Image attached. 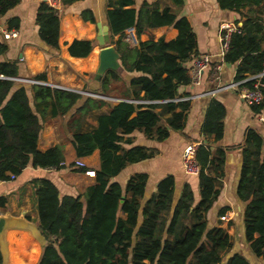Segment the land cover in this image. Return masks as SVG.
I'll list each match as a JSON object with an SVG mask.
<instances>
[{
	"label": "trees",
	"instance_id": "trees-1",
	"mask_svg": "<svg viewBox=\"0 0 264 264\" xmlns=\"http://www.w3.org/2000/svg\"><path fill=\"white\" fill-rule=\"evenodd\" d=\"M77 1L80 0H60L58 9L38 3V37L48 48L59 49L60 10ZM18 2L0 0V18ZM216 2L219 8L236 12L240 21L237 31L229 36L223 61L236 64L234 81H240V86L263 84L259 90L264 96V0ZM107 4L111 37L117 36L111 43L119 53L120 65L126 72L139 74L136 80H126L119 72L108 70L96 88L84 85L82 90L114 100L48 85L46 71L21 77L19 61L5 58L8 44L3 35L0 41V181L12 180L11 175L15 178L27 165L69 167L78 173L94 171L90 182L77 195H60L47 178L29 181L36 201L37 226L45 240L35 264H251L239 252L228 255L234 241L226 227L207 225V211L222 186L227 147L212 146L208 141L197 145V201L188 183L175 197L172 174L161 177L148 196V175L144 172L132 173L123 185L112 180L127 164L154 155L148 147L125 146L132 143L133 131L163 141L170 131L184 130L191 101L179 89L191 83L190 63L198 56V50L190 22L178 14L183 0L144 1L137 9L133 0H107ZM79 15L83 21L94 22L90 9L81 10ZM19 22L17 16L9 17L7 29L17 30ZM161 26L174 27L177 35L170 40L139 39L143 28ZM128 27L135 30V45L125 39L124 30ZM92 47V40L73 39L67 44V51L71 56L85 57ZM262 108L261 104L250 106L254 113ZM225 113L224 105L211 98L200 134L213 142L220 140ZM68 114L65 127L71 135L73 159L66 162L61 145L40 150L37 140L42 123ZM90 117L95 120L92 126L87 121ZM238 147L242 161L236 195L244 202L243 236L250 251L264 263L261 134L247 127ZM94 153L98 164L91 167L87 159ZM77 160L83 165H77ZM4 200L0 199V205ZM225 210L222 208L220 215ZM31 254L33 259L26 263L20 260V264H32L37 250L33 248Z\"/></svg>",
	"mask_w": 264,
	"mask_h": 264
},
{
	"label": "crops",
	"instance_id": "crops-1",
	"mask_svg": "<svg viewBox=\"0 0 264 264\" xmlns=\"http://www.w3.org/2000/svg\"><path fill=\"white\" fill-rule=\"evenodd\" d=\"M144 1L154 0H133V7L137 9ZM38 3L37 0H19L15 7L0 18V41L2 40V30L7 29L6 20L11 16H17L20 21L16 36L6 39L8 51L5 58L19 61L21 77L46 71L47 81L45 83L77 92H81L88 82L89 74L93 73L90 86L96 88L97 81L94 80V73L101 47L97 36L108 34L109 42L106 45L113 46L115 45L111 41L114 42L117 38V36L111 37L106 15L109 9L107 0H80L60 10L58 50L48 48L38 37V26L35 22ZM160 3L162 4V2ZM83 9H90L93 12L94 22L83 21L80 18L79 13ZM178 14L185 16L192 26L196 36L198 55L208 54L210 56V64L201 73L199 82L196 84L191 82L188 86L179 89L180 92L186 94L184 98L191 101L185 128L182 132L170 131L169 136L163 141L151 140L141 132L133 131L131 133L132 143L125 146L127 148L132 146L148 147L154 150V155L149 159L127 164L112 180L123 185L132 173L144 172L148 175L146 183V196H148L155 189L156 183L161 177L172 174L175 197L179 195L182 185L188 183L194 199L197 201V175L186 174L181 167L183 146L189 142L198 145L208 141L212 146L227 147L222 186L216 200L207 211V225L211 227L221 224L227 228V232L231 235H233L234 228H237L243 236L242 210L244 202L240 201L236 195L242 161V150L238 145L244 139L245 129L252 127L261 134L264 150V124L257 119V113L250 109V105L240 98L238 90L229 87V84L234 81L236 64H228L223 61L220 47L221 26L226 23L239 25L240 21H237L239 15L234 11L219 8L216 0H183ZM176 35L177 30L174 27L161 26L151 29L143 28L139 39L145 41L163 37L165 40H170ZM73 39L92 40L93 47L90 53L85 57L71 56L67 51V44ZM138 74L125 71V74L121 76L126 80L130 77H134L136 80ZM210 91H214V93H210ZM107 98L113 99L112 97ZM211 98L219 100L226 110L223 119V135L216 142H213L212 138H204L200 134L206 107ZM68 117L69 114L42 123L37 140V147L40 150H45L56 144L61 145L66 162L73 159L71 135L65 127ZM87 121L90 126L95 123L93 117ZM87 161L91 167H96L98 164L97 154H92ZM36 177L51 180L60 195H77L85 189L91 180L90 176L85 173L71 171L69 167L53 169L34 168L27 165L14 179L0 181V199L5 198L4 204L0 205V214L9 212L14 216H23L37 225L36 201L29 184V181ZM222 208H226L222 213V215H228L226 221L219 219L221 216L219 211ZM230 222L231 225H229ZM6 238L8 264L28 262L33 248L37 250L36 259L32 263L35 264L40 256V245L42 246V244L28 231L10 229L7 231Z\"/></svg>",
	"mask_w": 264,
	"mask_h": 264
},
{
	"label": "built area",
	"instance_id": "built-area-1",
	"mask_svg": "<svg viewBox=\"0 0 264 264\" xmlns=\"http://www.w3.org/2000/svg\"><path fill=\"white\" fill-rule=\"evenodd\" d=\"M38 2H44L48 6L58 9L60 7V0H37ZM237 31V26L234 24H222L221 26V33H220V47L222 54L227 50L228 48V40L231 32ZM17 32L16 30H8L4 29L2 30V35L5 39H10L14 36H16ZM125 39L130 42L131 45L136 44V36H135V30L133 27H128L124 30ZM210 64V56L208 54H202L196 56L190 65L189 73L191 75V82L196 84L199 82L201 73L204 69H206ZM254 78V77H253ZM16 80L19 81H27V82H34L37 83L39 81L32 80V79H25V78H16ZM240 81H233L231 84H229V87L235 88L238 90V94L240 98L248 105H254V104H261L263 105V108L260 110V112L257 113V119L264 124V96L259 90V86L263 85L259 82H256L253 84L251 88H246L243 86H240ZM227 87V86H226ZM85 95L91 96V97H100L104 99H109L105 96L95 94L92 92H81ZM210 93H214V91H210ZM109 100H114L109 99ZM197 144L194 142L186 143L181 151V167L183 171L186 174L190 175H197L198 173V164L195 159V150H196ZM77 165H83V162L80 160L76 161ZM85 174L88 176H93L94 171L93 170H86ZM11 179H14V176L11 175ZM221 221L228 220V215L223 214L219 217Z\"/></svg>",
	"mask_w": 264,
	"mask_h": 264
},
{
	"label": "water",
	"instance_id": "water-1",
	"mask_svg": "<svg viewBox=\"0 0 264 264\" xmlns=\"http://www.w3.org/2000/svg\"><path fill=\"white\" fill-rule=\"evenodd\" d=\"M97 39L101 47L98 52V64L94 73V80L98 81L108 70H114L119 72L120 75H124L125 71L120 65L118 51L115 46L106 45L109 42L108 34H100L97 36ZM10 229L28 231L40 244H44V237L35 223L23 216H14L9 212L0 214V254L2 264H8V243L6 235Z\"/></svg>",
	"mask_w": 264,
	"mask_h": 264
},
{
	"label": "rangeland",
	"instance_id": "rangeland-1",
	"mask_svg": "<svg viewBox=\"0 0 264 264\" xmlns=\"http://www.w3.org/2000/svg\"><path fill=\"white\" fill-rule=\"evenodd\" d=\"M92 76H93V73L89 74L88 82L85 84V85H87L88 89L91 88L90 83L92 82L91 81ZM81 92H89V91L81 90ZM82 94H84V93H82ZM232 237H233L234 245L232 247V250L228 253V255L233 253V252H239V253L243 254L249 260V262L251 264H263V260H260V259L256 258L254 256V254L250 251V249L247 247L246 242L243 239V236L241 235V233L239 232V230L237 228H234V232H233ZM36 243L39 245V243L37 241H36ZM40 247H41V245H40ZM34 257L35 256L30 253V258L29 259H31V258L33 259Z\"/></svg>",
	"mask_w": 264,
	"mask_h": 264
}]
</instances>
